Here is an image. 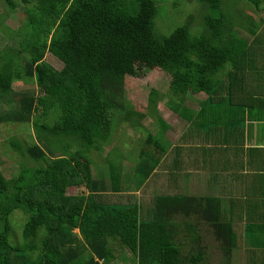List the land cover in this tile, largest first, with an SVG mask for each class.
<instances>
[{"label": "trees", "instance_id": "1", "mask_svg": "<svg viewBox=\"0 0 264 264\" xmlns=\"http://www.w3.org/2000/svg\"><path fill=\"white\" fill-rule=\"evenodd\" d=\"M246 1L264 11V0ZM0 2V34L17 43L0 47V104L10 105L0 124L33 129L36 136L29 145L9 138L24 159L18 174L8 178L0 171V264H210L212 249L225 264L234 263L237 251L242 264H264V200L262 209L245 213L241 208L252 207L251 196L245 203L219 190L187 193L184 184L207 150L203 142L221 135L234 136L241 164L248 160L252 168L255 156L264 162L256 135L258 127L264 135L259 27L249 31L234 22L225 0ZM187 2L199 5L185 14ZM8 11L22 13L19 27L6 24ZM167 13L184 24L172 26ZM48 53L63 63L61 69L46 60ZM157 68L171 76L168 93L152 89L148 110L140 112L125 94L126 79ZM20 81L34 88L15 90ZM196 93L206 97L191 107L188 96ZM160 100L188 122L175 151L165 145L170 126L159 114ZM148 115L157 120L156 135L142 124ZM117 123L144 135L134 170L138 188L158 168L169 170L157 189L175 190L153 192L151 212L138 195L122 197L120 163L109 161L106 179L94 172L89 152L104 149ZM246 140L256 144L246 147ZM200 162L197 172L215 179V170ZM256 171L263 175L264 167ZM72 187L87 193L72 194ZM15 211L27 216L22 247L10 241Z\"/></svg>", "mask_w": 264, "mask_h": 264}, {"label": "rangeland", "instance_id": "2", "mask_svg": "<svg viewBox=\"0 0 264 264\" xmlns=\"http://www.w3.org/2000/svg\"><path fill=\"white\" fill-rule=\"evenodd\" d=\"M171 1V0H167ZM174 1V0H173ZM228 6V11L233 14V21L240 22L243 24L249 31L256 30L259 27V24L264 18V11L262 9H257L255 4L251 1L246 0H225ZM4 2H0V12L4 10ZM199 5V4H198ZM196 3L190 4L185 3L184 13L187 14L188 11H192L193 7H198ZM187 12V13H186ZM166 11L163 10V14ZM185 14H179L177 16L184 17ZM169 15V18L172 22V26L175 24L182 25L184 24V18L181 20L175 16ZM6 24L11 27H19L24 19V16L21 12L15 11L7 13ZM159 25L162 27L163 31H167L168 27L163 22H159ZM171 26V27H172ZM171 28L169 31H171ZM236 29V28H235ZM202 30V28H201ZM200 30V31H201ZM191 31L193 33L199 32L195 31L191 26ZM237 35H241L239 30H235ZM242 36V35H241ZM15 45V39L12 37L6 38L0 34V47L7 45ZM46 60L51 63L55 68L61 69L63 67V63L57 59L52 54H47ZM171 81L170 74L160 70L154 69L147 72L143 77H127L125 82V94L130 100L133 107L140 111L145 112L148 110V98L150 91L152 89H156L161 92V94L168 93L169 85ZM14 89L17 91H21L23 89H33L32 84H25L23 82H15L13 85ZM37 88V87H36ZM167 96L166 98H168ZM204 94H195L188 96L186 104L193 107L196 101L204 99ZM159 114L165 120L166 123L169 124L170 129L167 130L164 134L165 145L168 147V151H175V148L182 144L184 141V131L187 130L188 122L181 118L176 112L166 106L162 100L158 103ZM10 105L8 103L0 104V113L4 110L8 109ZM142 124L149 131L158 134L159 126L155 117L148 115L146 118L142 120ZM7 136V138H5ZM12 136H16L22 142H25L26 145H29L32 140H36V136L34 130L31 129V132L26 130L24 127L19 125H2L0 124V171L5 174L6 177L10 178L16 174H18L20 170V161L24 158L21 157L16 151L12 149L9 143V138ZM144 141L143 133L139 131H135L130 127L129 124L125 123H117L112 133L111 139L107 145H105L103 150H95L92 149L89 152L90 157L93 160V168L94 172L98 175V177L108 178L109 177V161H116L120 163L123 170V186L124 191L122 192V197L128 199V197H134L135 195L139 196L142 201L145 202L148 212H151V207H153V199L156 190H159L158 193H173L175 188L171 187L170 189L159 188L161 187L162 181L164 182L169 175L168 169L166 168H158L152 179L149 180L145 185L141 188H138L137 182L134 178V170L138 160L139 149L142 146ZM200 158L197 157L194 163L196 168L193 169V172H197V166L201 164L200 159L204 157L203 152L201 151ZM156 173H161V176ZM163 176V177H162ZM162 178V181L159 180ZM157 180V181H156ZM193 178L187 180L186 190L187 193L197 192L199 194H203L202 191H199V186L208 182L206 178H200L197 182H193ZM168 181V180H167ZM166 181V182H167ZM164 185V184H163ZM171 186V185H170ZM193 190V191H192ZM69 192L72 194L78 193H87L85 187H72L69 189ZM135 196V197H136ZM131 199V198H130ZM149 214V213H148ZM151 217V214L149 215ZM26 214L22 211H15L12 215L11 219V230H10V241L13 245L22 247L25 245V238L23 234L24 225L26 221ZM78 232V230H76ZM121 247L118 249V254L120 252ZM124 249H126L124 247ZM211 253L209 254V263L210 264H225L222 260V256H219V252L216 249L209 250ZM30 253V252H29ZM40 252H35V257ZM127 258L131 257L130 251H127L125 255ZM128 260V259H127ZM233 264H242L240 251H237L235 257L233 259ZM112 264H133L131 260L128 261H116Z\"/></svg>", "mask_w": 264, "mask_h": 264}, {"label": "crops", "instance_id": "3", "mask_svg": "<svg viewBox=\"0 0 264 264\" xmlns=\"http://www.w3.org/2000/svg\"><path fill=\"white\" fill-rule=\"evenodd\" d=\"M257 31V33H259L260 35L261 33H263L264 37L263 20H261ZM260 39L261 40H259V42H262L264 44L262 38ZM256 56L259 58V61H257L258 66L264 68V59L260 55ZM260 58H262V63H260ZM201 94L203 93H200V95ZM201 100L196 101L194 106L199 105V102ZM260 131L261 127H258L256 135H258L259 140L261 141L260 143L264 144V135H261ZM255 144L256 143H253V141H245L246 147L254 146ZM203 146L207 147V150H202L204 155L202 160L203 162L206 161L207 167H212V170H215L216 178L213 176L215 179L211 180L212 177L208 175L207 171H202V173L195 172L194 174H192L191 178L194 179V183L197 182L198 184V181L202 177L208 180L206 184L204 182V184L199 186V191H202L203 194H207L210 191L212 193L214 192V190H219L221 194L223 193L224 195H226L225 198H227V196H230L236 200H241L242 198L245 200V203L248 200L251 203L252 207L249 204L244 205V208H241V210L245 213L253 212L256 209H262L261 201L264 200V174L262 175L261 173L256 171V168L258 166L264 167V162H262V160L260 159H257L255 156L253 157V159H255L256 161L251 160L253 166L252 168L250 165H248V160H245L241 164L236 151L237 145L234 141V136L232 135H228V138H226L225 135L224 138L223 135H221L219 138L215 137L212 141L208 142V144L203 142ZM187 180L184 184H187ZM247 196H251L253 198L247 199ZM243 216H246V214H244Z\"/></svg>", "mask_w": 264, "mask_h": 264}]
</instances>
